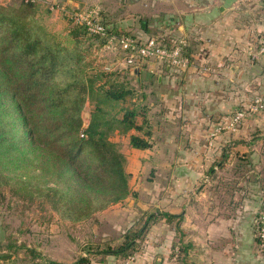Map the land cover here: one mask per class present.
<instances>
[{
  "label": "crops",
  "instance_id": "crops-1",
  "mask_svg": "<svg viewBox=\"0 0 264 264\" xmlns=\"http://www.w3.org/2000/svg\"><path fill=\"white\" fill-rule=\"evenodd\" d=\"M156 1L163 5L152 18L158 33L183 38L191 63L180 70L156 60L138 66L133 77L138 89H149L139 97L147 106L151 145L131 146L129 134L140 133L135 129L113 133L112 138H125L123 154L131 193L95 212V220L104 224L112 214L110 230L128 228L147 208L140 198L152 197L162 210L182 215L183 241L192 244L184 257L170 255L173 241L178 240L175 225L170 223L169 232L156 243L163 251L156 264H264V252L251 230L260 206V186L252 170L264 163V110L247 116L235 130L225 125L234 110L247 106L264 89V54L249 53L264 33V0ZM123 19L130 18L117 21ZM137 32L143 37L149 34L140 23ZM200 66L207 68L200 71ZM144 69L158 71L154 81L140 79ZM219 124L224 126L214 132ZM144 164H153L152 176L140 175ZM227 169L232 172L228 174ZM218 177L234 178L229 190L241 199L233 203L232 214L204 220L199 217L200 199L210 195V180ZM136 178L153 181V187L135 185ZM223 210L229 212L226 207ZM137 256L141 264H151L152 257L146 252Z\"/></svg>",
  "mask_w": 264,
  "mask_h": 264
},
{
  "label": "trees",
  "instance_id": "trees-1",
  "mask_svg": "<svg viewBox=\"0 0 264 264\" xmlns=\"http://www.w3.org/2000/svg\"><path fill=\"white\" fill-rule=\"evenodd\" d=\"M36 1L22 0L26 5ZM19 11L0 3V113L13 115L14 111L13 122L17 125L11 132L0 118V155L14 153L19 159L30 156L39 172L32 173L34 181L18 178L14 183L0 173V185L25 187L30 191L29 199L41 198L40 203H48L63 219L90 220L98 210L131 193L125 156L111 135L135 129L140 133L129 134L131 146L149 147L147 106L128 78L129 65L108 71L95 66L89 57L92 45L96 39L98 47L103 46L105 38L90 31L85 23L75 22L71 14L76 10L67 6L64 13L74 25L57 37L30 14ZM106 18L100 16L108 31L142 36L118 26L115 18ZM139 23L147 30L146 19ZM183 53L190 59L185 45ZM86 102L92 104V109L84 124ZM44 170L52 173L47 180L40 178ZM257 181L260 183L259 177ZM263 212L264 201H260L251 230L264 252V237L260 235ZM160 219L174 223L178 233L170 255L184 257L192 244L183 241L179 226L182 215L156 210L148 213L141 225L135 223L126 229L121 243L113 246L104 240L102 246H87L84 254L71 262L52 263L102 264L107 255H133L149 223ZM95 254L101 257L93 261Z\"/></svg>",
  "mask_w": 264,
  "mask_h": 264
},
{
  "label": "rangeland",
  "instance_id": "rangeland-1",
  "mask_svg": "<svg viewBox=\"0 0 264 264\" xmlns=\"http://www.w3.org/2000/svg\"><path fill=\"white\" fill-rule=\"evenodd\" d=\"M154 1L102 0L99 2L98 0H80L77 4H73L67 0H37L36 3L26 5L22 0H0V3L8 6L11 11L21 9L19 12H27L32 18L36 19L35 21L37 23L43 25L50 34L57 37L74 25V21L70 20L68 13H64L67 6L74 10H85L94 7L100 16L104 15L107 18H115L118 26L135 34L138 30L139 20L146 19L148 33L160 34L158 33L159 30L153 24L152 18L157 16L163 5L161 7L160 1ZM125 16L130 19L117 21V18H123ZM98 43V40L95 39L92 45L93 52L89 55L90 58L94 59L96 67L108 71L128 65L127 63L129 62L119 50H111L102 45L98 47ZM157 73L158 71L151 73L144 69L142 70L140 79L151 78L154 81ZM133 77L134 74L130 71L128 78H130L131 84L135 85L138 89L137 79ZM148 90L139 88L138 92L141 95L143 91L146 93ZM142 101L143 103L145 102L143 99ZM5 105L8 106L6 102ZM91 109L92 104L86 102L82 113L84 124L88 121ZM11 113H13V115L11 114L12 116L2 112L0 113V118L6 121L8 129L14 132L17 129L16 123L13 122L16 113L14 111ZM112 136L114 135H111V139L117 143L120 152H126L125 138L122 135L113 138ZM143 157L145 158V156ZM50 164L48 162L47 166L50 167ZM144 165L146 167L140 175L144 178H146L147 173L152 176L153 174L149 173V171H153V164ZM37 172H39V168L30 159V156L19 159L14 153L8 156L5 154L0 155V173L7 177L10 183H14L18 178L26 180L32 179L34 181V178H31L32 173ZM231 172V170H228V174ZM41 173L40 178L42 180H47L52 176L49 170H44ZM244 173L248 177L249 172L246 171ZM252 173L254 178H257L256 175L259 177L260 191L257 197L259 196L260 201H264V163L260 168L254 167ZM38 178L35 177L36 180ZM220 178L218 177L214 181L210 180V195L200 197V203L203 205L201 206L202 212L199 217H203L204 220L215 217L220 218L224 213L232 214V209L230 208L233 203L240 202L241 197L234 193L231 194V190H229V186H234L235 179L228 178L227 180H220ZM142 183H148L151 185V188L153 187V181H147V179L139 181L136 178L134 181L135 185H141ZM25 189V187L12 188L9 183L0 185V264H54L52 263L53 259H55L53 261H70L72 257L77 258L79 254H84L89 245L100 243V246H102L103 244L101 242L104 240L110 241L113 246L121 243L124 232L130 227L125 228L124 226L120 230H114L116 228L110 230L113 227L114 216L112 214L106 216L107 222L104 224L95 220L94 215L90 220L70 221L63 219L59 217L57 212L48 203H40L41 198L29 199L30 191H25ZM142 189L145 190V186ZM140 199L144 205H147V208L143 214H140V218L137 220L138 225L143 223L148 213L156 210L164 211L158 205H155L152 197L147 199L143 195ZM225 207L229 212L223 210ZM155 222L149 223L142 239L138 240L139 247L133 253L135 264H141V261L138 260V254H144L146 252L152 257L151 264H156L155 260L157 255H162L163 253V251L159 250L160 245L156 243L160 237H163V235L169 232L170 223L166 221L165 223L162 219ZM103 236H106V238L102 239ZM128 256L107 255V259L102 264H122ZM100 257V255L95 254L93 261H96Z\"/></svg>",
  "mask_w": 264,
  "mask_h": 264
},
{
  "label": "built area",
  "instance_id": "built-area-1",
  "mask_svg": "<svg viewBox=\"0 0 264 264\" xmlns=\"http://www.w3.org/2000/svg\"><path fill=\"white\" fill-rule=\"evenodd\" d=\"M63 8V7H62ZM75 22H83L92 32L98 33L105 38L103 47L116 49L127 59L130 67L139 66L148 59L169 65L175 70L184 69L190 65L191 60L183 53L185 44L183 38L167 37L164 35L130 36L108 31L100 19L97 9L88 8L85 10H76L71 14ZM167 38V39H165ZM256 49H249L253 56L264 54V34L258 36L255 45ZM206 66H200L198 69L204 70ZM264 110V92L253 95L251 102L242 108L236 109L225 124L231 130H235L243 119L247 116ZM224 125H217L214 132L221 130ZM260 235L264 237V212L261 215ZM122 264H135L134 255L127 257Z\"/></svg>",
  "mask_w": 264,
  "mask_h": 264
},
{
  "label": "water",
  "instance_id": "water-1",
  "mask_svg": "<svg viewBox=\"0 0 264 264\" xmlns=\"http://www.w3.org/2000/svg\"><path fill=\"white\" fill-rule=\"evenodd\" d=\"M138 69V66L131 67V72L136 76V70Z\"/></svg>",
  "mask_w": 264,
  "mask_h": 264
}]
</instances>
